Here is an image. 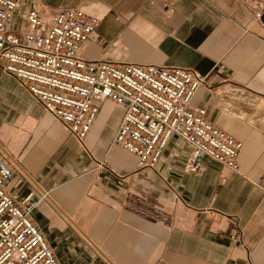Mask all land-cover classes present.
I'll return each mask as SVG.
<instances>
[{
  "label": "crops",
  "instance_id": "crops-1",
  "mask_svg": "<svg viewBox=\"0 0 264 264\" xmlns=\"http://www.w3.org/2000/svg\"><path fill=\"white\" fill-rule=\"evenodd\" d=\"M32 8L46 24L64 8L98 18L86 59L207 76L193 105L243 143L239 174L210 159L187 173L181 138L155 171L139 170L113 144L121 108L104 101L82 145L0 68L11 190L45 196L32 219L60 264H264V0H21L18 38L41 31L22 18Z\"/></svg>",
  "mask_w": 264,
  "mask_h": 264
},
{
  "label": "built area",
  "instance_id": "built-area-1",
  "mask_svg": "<svg viewBox=\"0 0 264 264\" xmlns=\"http://www.w3.org/2000/svg\"><path fill=\"white\" fill-rule=\"evenodd\" d=\"M20 1L0 0V68L78 142L84 145L108 100L123 110L113 144L137 156L139 170L155 171L169 141L181 138L191 146L187 173H201L210 159L239 174L243 143L193 105L207 76L193 69L84 58L81 51L100 20L79 9H60L46 24L32 8L22 18L41 31L18 38L13 25ZM14 177L0 154V264H60L32 219L45 196L22 198L11 190Z\"/></svg>",
  "mask_w": 264,
  "mask_h": 264
}]
</instances>
